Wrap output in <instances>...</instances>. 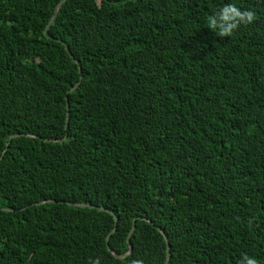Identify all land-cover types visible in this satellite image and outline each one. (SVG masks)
<instances>
[{"label":"trees","instance_id":"trees-1","mask_svg":"<svg viewBox=\"0 0 264 264\" xmlns=\"http://www.w3.org/2000/svg\"><path fill=\"white\" fill-rule=\"evenodd\" d=\"M58 2L0 0V264H264V0Z\"/></svg>","mask_w":264,"mask_h":264},{"label":"clouds","instance_id":"clouds-1","mask_svg":"<svg viewBox=\"0 0 264 264\" xmlns=\"http://www.w3.org/2000/svg\"><path fill=\"white\" fill-rule=\"evenodd\" d=\"M255 19V13L249 10L241 11L234 4L223 5L219 12L207 16L206 23L209 29L216 32L217 36L224 37L232 35L233 31L241 24H250ZM246 264H258L255 258H249L246 254L239 261ZM98 264V262H96ZM130 264H143L142 261H131Z\"/></svg>","mask_w":264,"mask_h":264},{"label":"water","instance_id":"water-1","mask_svg":"<svg viewBox=\"0 0 264 264\" xmlns=\"http://www.w3.org/2000/svg\"><path fill=\"white\" fill-rule=\"evenodd\" d=\"M63 1H64V0H59V2L57 3V5H56V7H55V10H54V12H53L51 18L49 19V21L47 22V24H46V26H45V28H44V34H45V36L48 37V38H51V39L53 38V39H54V37H52L50 34H48L47 29H48L49 25L51 24V22L53 21V19L55 18L56 13H57L59 7L61 6V4L63 3ZM65 49H66V51L72 56V54L70 53L69 47H68L67 45H65ZM72 57H73V56H72ZM73 60H74V62L78 65V69H79V71H81V66H80L78 60H77V59H74V58H73ZM67 107H68V106H67ZM65 119H66V121L68 120V112H66V118H65ZM15 135H19V134H18V133L10 134V135H9V138H11V137H13V136H15ZM82 205L93 206V205H90V204H82ZM97 207H98L99 209H103V210H105V211L110 212V213L114 216L113 212H112L111 210H109L108 208L103 207V206H97ZM3 209H4V208H3ZM114 219L116 220V217H115V216H114ZM133 228H134V224L132 225V227H131V229H130L128 235H127V241H128V243H129V249H128L126 252H124L123 254H117V253H115V252L112 250V248L107 244V248H108V250H109L113 255H115L116 257H121V256H123V255H126V254L131 250V244H130V242H129V236H130V233H131V231H132ZM112 231H113V230H112ZM109 234H110V233H109ZM109 234L106 236V240L108 239ZM167 252H168V251H167ZM168 258H169V254H167V258H166V261H165L164 264H167V260H168Z\"/></svg>","mask_w":264,"mask_h":264}]
</instances>
